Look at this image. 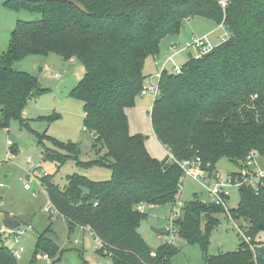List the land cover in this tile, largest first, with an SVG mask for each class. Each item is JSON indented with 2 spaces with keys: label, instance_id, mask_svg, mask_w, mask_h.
I'll list each match as a JSON object with an SVG mask.
<instances>
[{
  "label": "trees",
  "instance_id": "obj_1",
  "mask_svg": "<svg viewBox=\"0 0 264 264\" xmlns=\"http://www.w3.org/2000/svg\"><path fill=\"white\" fill-rule=\"evenodd\" d=\"M4 5L41 19L18 21L8 51L0 55V126L23 121L29 101L45 92L36 77L13 65L31 55L57 54L85 67L71 96L83 102L93 148L107 150L101 160L79 164L109 168L108 181L73 175L61 189L50 176L43 178L58 217L70 233L90 229L102 242L97 254L111 264H171L178 249L167 244L155 251L146 244L138 230L148 215L138 207L175 204L183 171L169 156L164 162L154 158L144 137L130 133L127 110L148 94H142L152 77L144 72L148 59L160 60L163 42L179 37L191 19H206L222 26L227 39L205 55L201 47L184 51L194 48L198 55H190L181 75L168 67L162 73L158 93H152L155 138L178 161L200 158L210 175L223 159L239 167L252 151L264 155V0H228L225 10L218 0H9ZM69 149L77 152L76 146ZM45 155L59 163L70 158ZM239 193L238 207L228 213L197 197L181 209L178 235L190 243L206 248L222 213L238 221L250 239L235 252L205 255L206 264H264V188L256 193L242 187ZM52 235L51 223L37 236L31 264L39 254L52 264L62 260L68 250ZM0 264H18L4 244Z\"/></svg>",
  "mask_w": 264,
  "mask_h": 264
},
{
  "label": "rangeland",
  "instance_id": "obj_2",
  "mask_svg": "<svg viewBox=\"0 0 264 264\" xmlns=\"http://www.w3.org/2000/svg\"><path fill=\"white\" fill-rule=\"evenodd\" d=\"M7 1L9 0H0V55L8 51L11 35L18 20L29 22L41 19V15L37 13L6 8L4 4ZM211 24L219 30L218 35H226L222 26L218 27L217 24L202 18L191 19L179 37L169 38L163 42L161 62L173 54V45H177L181 50L186 43L201 39L204 31L209 30L206 28ZM187 34L191 38H186ZM190 55L197 57L196 49L193 48L177 56L174 64H169L167 70H173V65L182 68L190 59ZM153 62V58L148 59L144 70L146 75H152V77L148 76V87L158 83V78L155 76L158 69ZM13 68L33 75L38 79L40 87L45 89V92L29 101L23 121L14 119L7 127L0 126V184L4 185V188H0V245H6L12 252H21L18 264H31L37 236L52 222H50L51 216L44 212V208L49 207L47 197L45 195L33 197L24 189V185L29 183L33 190L38 184L46 186L43 180L45 173L51 177L52 183L61 189L68 186V177L73 175L85 176L91 181L100 182L110 180L112 174L106 167L88 168L79 164L101 160L107 153L105 148H93L94 135L84 127L83 102L71 96L85 74V67L75 59L65 60L60 55L49 54L28 56L15 63ZM55 75L58 77L55 78ZM153 94L148 92L147 96L139 97L136 105L127 110L129 129L132 135H142L149 153L160 162H164L169 155L155 138L151 123ZM0 123H3L1 114ZM56 141L63 146L57 145ZM9 142L12 143L11 146L8 145ZM73 146L77 148L76 153L69 149ZM48 151L70 158H65L64 163L48 160L45 155ZM9 153L14 154L15 157L9 156ZM29 159L33 167L27 164L26 161ZM238 170L239 167L227 159L221 160L217 165L219 174L228 175ZM182 181L183 190L175 204L159 206L158 209L146 206L145 214L148 216L142 220L138 232L152 250L157 251L168 244L170 236H159V234H168L172 215L181 213L185 204L194 201L196 197L202 203H211L206 189L201 184L188 177H184ZM239 202V188L234 187L230 190L228 211L236 209ZM2 203L4 206H1ZM5 213H12L15 216L24 215L22 228L31 227L19 245L15 243L12 235L2 232L6 229L2 226ZM58 218L60 217H56L55 223H52L55 235L51 237L60 245H66L65 250L68 251L56 264H83L84 260L89 264H111L109 257L97 254L100 245L89 230L76 228L71 235L62 236L60 231L67 232V227L62 219ZM218 219L220 224L212 231L206 248L201 243H190L177 236L175 239L178 252L172 257L171 264H206L205 255L214 257L237 251L244 242L243 235L235 227H239V222L224 213L219 214ZM260 238L264 241V234ZM43 256L39 254L33 264H46L39 258Z\"/></svg>",
  "mask_w": 264,
  "mask_h": 264
},
{
  "label": "built area",
  "instance_id": "obj_3",
  "mask_svg": "<svg viewBox=\"0 0 264 264\" xmlns=\"http://www.w3.org/2000/svg\"><path fill=\"white\" fill-rule=\"evenodd\" d=\"M218 4L221 6L223 10H225L228 6V0H218ZM227 39V36L221 37V43L225 42ZM201 47V53L203 55L208 54L211 52L216 46L212 45L207 41L206 37H202L201 39H195L192 43H186V45L179 50L177 45L172 46L173 54L169 56L166 60L162 61L157 59L155 62V65L158 67V74L157 78L159 79L162 75V73L166 70L169 64H174V61L177 56L182 54L184 51L188 50L191 47ZM173 71L177 75L182 74V68L173 65ZM55 78L58 77V75L54 76ZM148 92L154 93V96L158 93V84H153L150 87L146 88L143 91V95H146ZM8 145H12V143H8ZM13 155V156H12ZM169 158L172 162L177 164L183 171V178L188 177L191 180L201 184L203 186L211 200V203L215 204L216 206H220L223 209L226 210L228 213L227 208V202L230 198V190L234 187L236 188H242L247 187L254 190V192L259 193V191L264 188V155H262L259 151H252L246 159L241 162V165L239 166V170L234 173H230L228 175L214 173L209 174L203 169L202 162L200 158H196L195 160H186V161H178L173 155L170 153L168 154ZM9 156L15 157L14 154H10ZM27 164L31 167H33L32 161L29 159L26 161ZM31 172V171H30ZM30 176L33 177L31 173H29ZM48 174L45 173L44 177H47ZM43 177V178H44ZM182 178V180H183ZM47 185L44 184L37 186L35 190H33L29 183H26L24 185V189L32 194L33 197H38L40 195H45L48 199L49 207L44 208V212L49 214L52 219H56L58 217V212L55 209V207L52 205L48 198L47 193ZM0 188H4L3 184H0ZM45 188V189H44ZM183 190V181L180 184V192ZM178 198V197H177ZM1 200V197H0ZM177 202V201H176ZM181 204V203H180ZM182 205V204H181ZM1 206H4L3 203ZM146 209L145 205L141 204L138 207V210L140 212H144ZM230 215V214H228ZM181 213L176 214L174 213L170 219V226L168 227V236H170V240L168 244L171 246L177 248L176 245V237L179 236V228L176 224V222L180 219ZM232 219V217H231ZM233 221V220H232ZM240 233L243 235L244 240L247 242H250V239L245 236V230L240 229L239 227L235 226ZM5 228V227H4ZM31 229V227H28V229L20 228L16 231H12L9 229H3V234H9L13 236V239L17 245L20 244V241L22 238L27 234L28 230ZM90 232L91 230L88 229ZM92 233V232H91ZM93 234V233H92ZM94 235V234H93ZM99 243V249L102 248V242L97 239ZM14 256L18 259L21 255L20 251L13 252ZM107 256V254L105 253ZM40 259L49 260V257L44 255L43 257H39Z\"/></svg>",
  "mask_w": 264,
  "mask_h": 264
},
{
  "label": "crops",
  "instance_id": "obj_4",
  "mask_svg": "<svg viewBox=\"0 0 264 264\" xmlns=\"http://www.w3.org/2000/svg\"><path fill=\"white\" fill-rule=\"evenodd\" d=\"M19 21V20H18ZM190 22V21H189ZM210 22V21H209ZM210 23H212V22H210ZM211 25H212V27H211ZM210 26H208L209 28H206V30L207 29H209V30H207V31H204V33H203V37H206L207 38V40H208V42L209 43H211L212 45H214V46H217V45H219L220 43H221V41H220V39H221V37L223 36L222 34H220V35H218V33H219V30L217 29V28H215L214 26V24H211ZM214 25V26H213ZM226 33V32H225ZM222 35V36H221ZM187 37L186 38H191V36H188V34L186 35ZM171 44V43H170ZM161 56H163V51H162V53L160 54V56H159V58L161 57ZM154 59L155 58H153V61H154ZM153 64H154V62H153ZM23 116L25 117L26 116V112L24 111V114H23ZM162 147V146H161ZM165 150V149H164ZM151 207H155V208H152V209H158L157 207H159V206H151ZM9 214V213H8ZM6 214H4V216H5ZM10 215H13V216H15L14 214H12V213H10ZM4 216H3V220H2V222L4 223ZM24 218H25V216H24ZM58 219H60V218H58ZM62 219V221H63V223H64V225H66L65 227H67V232L65 231V230H61L60 231V233H61V235L62 236H66V234H69V235H71L72 233H70V231H69V227H68V225L66 224V222L64 221V219L63 218H61ZM55 219H51L50 220V222H52V223H55V221H54ZM3 227H5L4 225H2ZM6 228V227H5ZM80 228V227H79ZM83 229V228H82ZM85 230V229H84ZM163 235H165V236H168V234L167 233H165V234H159V236H163ZM66 247V245H61V248L62 249H67V248H65ZM50 260V259H49ZM49 260H45V259H43V260H41V261H45V263L46 264H52V262L53 261H49Z\"/></svg>",
  "mask_w": 264,
  "mask_h": 264
},
{
  "label": "water",
  "instance_id": "obj_5",
  "mask_svg": "<svg viewBox=\"0 0 264 264\" xmlns=\"http://www.w3.org/2000/svg\"><path fill=\"white\" fill-rule=\"evenodd\" d=\"M24 215H18V216H13L10 214H7L4 216V225L7 229L16 231L23 226V221Z\"/></svg>",
  "mask_w": 264,
  "mask_h": 264
}]
</instances>
